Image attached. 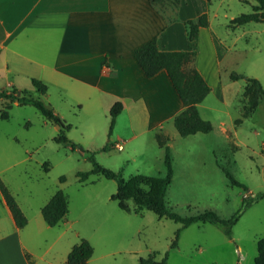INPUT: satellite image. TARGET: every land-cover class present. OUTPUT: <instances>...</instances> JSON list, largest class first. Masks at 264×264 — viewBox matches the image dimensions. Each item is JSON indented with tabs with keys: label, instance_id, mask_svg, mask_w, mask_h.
<instances>
[{
	"label": "rangeland",
	"instance_id": "1",
	"mask_svg": "<svg viewBox=\"0 0 264 264\" xmlns=\"http://www.w3.org/2000/svg\"><path fill=\"white\" fill-rule=\"evenodd\" d=\"M256 4V0H212L208 4L184 0L177 8L182 17L196 18L200 12H207L220 51L212 67V90L199 107L202 117L212 121L213 131L183 137L169 120L164 126L170 137L160 132L163 138H170L174 167L166 199L181 215L211 209L227 219L240 208L245 196L264 194V96L254 112L243 117L246 78L258 79L264 88V22L230 27L233 18L252 12ZM209 43L208 36L202 35L193 47L202 67L210 60ZM233 72L246 78L232 80ZM26 88L35 98L54 105V111L69 126L68 137L80 148L73 150L58 143V125L47 121L32 105L15 104L8 110L9 118L3 119L1 113L7 105L0 99V168L8 167L1 177L30 217L50 192L62 189L69 202L66 217L74 221L79 237L94 247L89 264H140V257L156 252L157 260L169 253L167 264H256L258 240L264 237V198L241 217L231 238L212 224L195 223L183 228L181 223L149 210L125 212L112 199L117 191L115 180L94 174L81 183L77 173L91 170L88 156L111 139L108 151L95 154L103 166L121 171L125 178L137 173L165 174V150L154 132L127 144L122 142L124 149L114 145V135L109 138L111 107L117 100L130 106V97L115 100L117 97L90 92L80 95L74 87L62 92L51 87L42 96L31 83ZM238 119H242L240 124H236ZM45 162L50 165L47 173ZM218 162L228 167L247 190L232 186ZM62 176L66 177L64 182ZM129 203L134 206L133 201ZM178 230V246L173 248Z\"/></svg>",
	"mask_w": 264,
	"mask_h": 264
},
{
	"label": "crops",
	"instance_id": "2",
	"mask_svg": "<svg viewBox=\"0 0 264 264\" xmlns=\"http://www.w3.org/2000/svg\"><path fill=\"white\" fill-rule=\"evenodd\" d=\"M183 2L0 0V83L5 88L0 92L16 90L20 96L26 90L33 96L26 85L38 79L49 87L45 94L34 88L42 96L51 87L59 92L74 87L80 95L90 92L99 97H117L115 100L130 97V106L122 102L124 108L112 134L114 145L127 144L152 132L155 138L162 131L170 137L164 124L174 121L185 106L167 71L146 77L133 51L154 38L164 51L191 49L184 22L194 18L178 14L177 8ZM203 13L207 12L198 16ZM202 35L210 39L212 52L203 67L197 56L195 66L211 86L210 79L215 75L213 63L220 54L211 21L208 27L200 28L196 44ZM3 100L11 107L20 104ZM47 105L55 110L52 103ZM8 118L9 112L3 119ZM7 168H0V178L6 185L1 174ZM55 193L50 192L38 204L39 211L35 209L33 218L20 206L28 224L19 228L0 190V264H66L69 252L81 238L68 217L53 227L45 222L42 207Z\"/></svg>",
	"mask_w": 264,
	"mask_h": 264
},
{
	"label": "trees",
	"instance_id": "3",
	"mask_svg": "<svg viewBox=\"0 0 264 264\" xmlns=\"http://www.w3.org/2000/svg\"><path fill=\"white\" fill-rule=\"evenodd\" d=\"M158 2L161 0H152ZM209 3L212 0H207ZM245 1V0H244ZM257 4L253 5V11L243 13L231 20L230 27L236 29L251 22H264V0H256ZM187 29V37L192 44L191 49L183 51H164L159 48L157 38H154L138 47L133 51L134 57L144 74L148 78L156 76L160 71L166 70L170 80L178 93L185 108L175 116L174 126L177 132L183 136H189L197 133H210L214 129L212 121L207 120L200 114L198 105L201 104L211 92V87L205 80L203 75L195 66L197 52L193 48L198 40L200 28L208 27L210 20L207 13H203L197 18L188 19L185 22ZM232 80L246 78L242 74L231 73ZM247 85L245 87V96L247 103L244 105L243 117H249L258 107L260 100L264 96V88L262 83L256 78H246ZM34 88L41 94L48 91V86L38 79H33ZM16 90L8 93L0 92V99H7L11 103L19 102L20 104L32 105L46 118L57 125H60L56 141L64 146H71L73 150L80 148L79 145L73 143L68 137L67 131L69 126L64 122L58 114L54 112L44 101L33 97L28 91H22L19 96ZM11 104H7L3 109L2 118L8 117V110ZM124 105L121 101H116L110 109V128L109 138L112 136L117 117L123 111ZM242 119L236 120V124H240ZM156 140L160 147L164 148V165L165 174L163 176H152L137 173L128 178L123 176L121 171H115L103 166L97 161L95 154L99 151H108L111 143H107L88 156V160L92 163V169L89 171H79L78 179L81 183H86L94 174H100L107 179L117 182V191L112 195V199L116 200L120 209L125 212L139 213L149 210L160 218H168L175 222L181 223L183 228L192 224H212L219 227L226 236L232 237L233 228L239 222L246 211L258 200L264 198V194L252 196L248 194L244 197L240 208L230 217L222 218L216 211L208 209L195 215H181L169 206L166 196L170 185L174 180L173 157L170 147V138H163L160 133L156 135ZM220 168L232 186L247 187L238 181L231 173L228 167L218 162ZM49 163L45 162L43 168L45 172L50 171ZM61 182L66 180L65 176L60 178ZM0 190L9 206L17 227L23 228L28 224V218L21 209L15 196L12 194L7 185L0 178ZM133 201L134 206L130 205ZM42 215L45 222L53 227L64 220L69 212V202L65 192L62 189L56 191L51 199L42 207ZM181 230L176 233V239L172 243V247L178 246V239ZM258 257L256 264H264V237L258 240ZM94 254L93 245L85 238H81L76 243L67 256L66 264H89ZM158 252L151 254L149 257H140V264H167L169 253H166L161 260H157Z\"/></svg>",
	"mask_w": 264,
	"mask_h": 264
},
{
	"label": "built area",
	"instance_id": "4",
	"mask_svg": "<svg viewBox=\"0 0 264 264\" xmlns=\"http://www.w3.org/2000/svg\"><path fill=\"white\" fill-rule=\"evenodd\" d=\"M116 146H117L118 149H123V144L122 143H118Z\"/></svg>",
	"mask_w": 264,
	"mask_h": 264
},
{
	"label": "water",
	"instance_id": "5",
	"mask_svg": "<svg viewBox=\"0 0 264 264\" xmlns=\"http://www.w3.org/2000/svg\"><path fill=\"white\" fill-rule=\"evenodd\" d=\"M58 127H60V125H58Z\"/></svg>",
	"mask_w": 264,
	"mask_h": 264
},
{
	"label": "bare ground",
	"instance_id": "6",
	"mask_svg": "<svg viewBox=\"0 0 264 264\" xmlns=\"http://www.w3.org/2000/svg\"><path fill=\"white\" fill-rule=\"evenodd\" d=\"M147 114V113H146Z\"/></svg>",
	"mask_w": 264,
	"mask_h": 264
}]
</instances>
